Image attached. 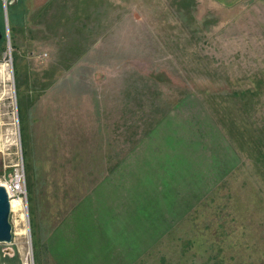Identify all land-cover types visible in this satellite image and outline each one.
Segmentation results:
<instances>
[{
	"label": "rangeland",
	"instance_id": "rangeland-1",
	"mask_svg": "<svg viewBox=\"0 0 264 264\" xmlns=\"http://www.w3.org/2000/svg\"><path fill=\"white\" fill-rule=\"evenodd\" d=\"M0 32V183L26 182L0 264H264V0H0ZM168 156L181 217L144 173Z\"/></svg>",
	"mask_w": 264,
	"mask_h": 264
},
{
	"label": "crops",
	"instance_id": "crops-1",
	"mask_svg": "<svg viewBox=\"0 0 264 264\" xmlns=\"http://www.w3.org/2000/svg\"><path fill=\"white\" fill-rule=\"evenodd\" d=\"M205 123H207L205 126V128L201 131L202 133H200V139H201V135H204L205 133H210L214 143L220 145V151L221 153H224V157H221V154L219 157H214L211 158V163H210V167H212L211 171H209V173H211L210 175H208L212 180L211 182L216 183V182H222L227 180L229 177V172H232V170H234V168H236V164H234V160H233V147L231 144H229L227 141V139L223 140L220 135L218 134V132L220 133L219 130H216L214 128V122L211 121V119H209V116L207 115ZM203 125V124H202ZM204 131V132H203ZM218 131V132H217ZM221 134V133H220ZM222 135V134H221ZM223 136V135H222ZM227 140V141H226ZM202 141V140H201ZM184 147V146H183ZM187 152L190 153L191 149H187ZM214 160V161H213ZM191 163V159L190 157H187V161H186V156H182L180 159L177 158H171V156L165 157L163 159H156L154 160H149L146 159L144 162V173L148 174H155V176L157 177V179L155 178L154 180L156 182H166L169 185V193L168 195H172L171 198H168L167 203L168 207L172 210L175 209V207L177 206V210H175V212H173L174 216L177 217H181L185 212L186 209L188 210L189 208L192 207V204L190 203V200L187 199V194L183 192V195H181V199L177 197V199L175 198V194L173 193V190L175 188H177V186L173 187L171 184H169V182H193L192 177H191V167L188 166V164ZM182 169L181 173H185L186 169H187V174L186 177L187 179L181 178V174H179V170ZM157 171L158 174L160 172L165 173L164 177L162 178V176L160 177L156 172L153 173V171ZM197 174V178L200 177L201 173ZM207 179L206 182L209 181V179ZM146 179H148V177H146ZM146 179H142L143 181H145ZM188 180V181H187ZM100 190V195L105 196V195H109L110 193L109 191H113L112 189H106L105 187L103 189H101V187H98ZM205 190L201 188L200 190V194L202 195V193ZM175 204V205H174ZM170 205V206H169ZM82 208H86V212L85 213H81L84 214V216L82 215L81 217V221H80V225L81 226H85L88 222H91L90 220H94L95 218L97 219V225L98 227L102 226V223L104 220V215H98L95 214L92 211H89V206L87 207L86 205L82 206ZM91 210V208H90ZM178 212L177 214H174ZM59 236V240L63 243H66L67 249H68V242H70L72 240L71 234L68 236V234L65 236L63 235L61 232L59 233V235H57L56 238H58ZM78 245V243L76 244V246ZM78 247V246H77Z\"/></svg>",
	"mask_w": 264,
	"mask_h": 264
},
{
	"label": "water",
	"instance_id": "water-1",
	"mask_svg": "<svg viewBox=\"0 0 264 264\" xmlns=\"http://www.w3.org/2000/svg\"><path fill=\"white\" fill-rule=\"evenodd\" d=\"M4 9L5 6H4ZM2 33L0 32V37ZM11 202L6 187L0 184V242L12 240V224L10 222Z\"/></svg>",
	"mask_w": 264,
	"mask_h": 264
},
{
	"label": "built area",
	"instance_id": "built-area-1",
	"mask_svg": "<svg viewBox=\"0 0 264 264\" xmlns=\"http://www.w3.org/2000/svg\"><path fill=\"white\" fill-rule=\"evenodd\" d=\"M1 184L6 187L9 198L17 196L20 201L26 198V182L22 166H18L10 178ZM24 264H32V261L26 257Z\"/></svg>",
	"mask_w": 264,
	"mask_h": 264
},
{
	"label": "bare ground",
	"instance_id": "bare-ground-1",
	"mask_svg": "<svg viewBox=\"0 0 264 264\" xmlns=\"http://www.w3.org/2000/svg\"><path fill=\"white\" fill-rule=\"evenodd\" d=\"M4 6H5V2H4ZM9 66H8V64H5V65H3V68H1L0 67V72H2L3 70H1V69H4V70H6L7 68H8ZM1 184V183H0ZM11 199H10V202H11V206H12V209H14V205L15 204H21V201H20V199L19 198H13V197H10Z\"/></svg>",
	"mask_w": 264,
	"mask_h": 264
},
{
	"label": "flooded vegetation",
	"instance_id": "flooded-vegetation-1",
	"mask_svg": "<svg viewBox=\"0 0 264 264\" xmlns=\"http://www.w3.org/2000/svg\"><path fill=\"white\" fill-rule=\"evenodd\" d=\"M1 38V37H0Z\"/></svg>",
	"mask_w": 264,
	"mask_h": 264
}]
</instances>
